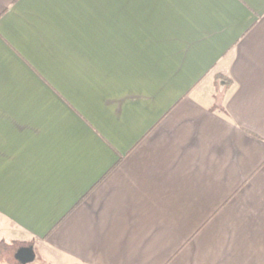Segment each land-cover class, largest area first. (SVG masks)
Segmentation results:
<instances>
[{
  "label": "crops",
  "instance_id": "0c3cea01",
  "mask_svg": "<svg viewBox=\"0 0 264 264\" xmlns=\"http://www.w3.org/2000/svg\"><path fill=\"white\" fill-rule=\"evenodd\" d=\"M0 245L264 264V0H0Z\"/></svg>",
  "mask_w": 264,
  "mask_h": 264
},
{
  "label": "rangeland",
  "instance_id": "374dc122",
  "mask_svg": "<svg viewBox=\"0 0 264 264\" xmlns=\"http://www.w3.org/2000/svg\"><path fill=\"white\" fill-rule=\"evenodd\" d=\"M23 249H29V248H23ZM19 250H21V247L17 245L15 247L0 245V259L4 261L9 260L15 264L17 263L15 259Z\"/></svg>",
  "mask_w": 264,
  "mask_h": 264
},
{
  "label": "water",
  "instance_id": "95a60500",
  "mask_svg": "<svg viewBox=\"0 0 264 264\" xmlns=\"http://www.w3.org/2000/svg\"><path fill=\"white\" fill-rule=\"evenodd\" d=\"M16 259L19 260L22 264H30L35 261L36 254L32 248L21 249L18 251Z\"/></svg>",
  "mask_w": 264,
  "mask_h": 264
},
{
  "label": "flooded vegetation",
  "instance_id": "af4514ba",
  "mask_svg": "<svg viewBox=\"0 0 264 264\" xmlns=\"http://www.w3.org/2000/svg\"><path fill=\"white\" fill-rule=\"evenodd\" d=\"M21 249H23V248H21Z\"/></svg>",
  "mask_w": 264,
  "mask_h": 264
}]
</instances>
